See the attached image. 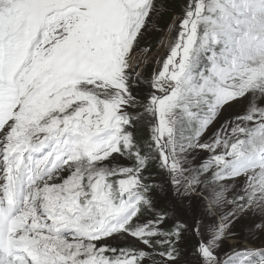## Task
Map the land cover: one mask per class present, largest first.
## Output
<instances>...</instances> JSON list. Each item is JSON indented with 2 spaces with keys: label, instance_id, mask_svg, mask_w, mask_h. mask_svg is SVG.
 Segmentation results:
<instances>
[{
  "label": "snow or ice",
  "instance_id": "1",
  "mask_svg": "<svg viewBox=\"0 0 264 264\" xmlns=\"http://www.w3.org/2000/svg\"><path fill=\"white\" fill-rule=\"evenodd\" d=\"M169 4L0 0V264H264V0H181L151 68Z\"/></svg>",
  "mask_w": 264,
  "mask_h": 264
},
{
  "label": "rangeland",
  "instance_id": "2",
  "mask_svg": "<svg viewBox=\"0 0 264 264\" xmlns=\"http://www.w3.org/2000/svg\"><path fill=\"white\" fill-rule=\"evenodd\" d=\"M177 4V9L174 8V4ZM181 0H170L169 7L174 11L166 13L157 21V26L146 32L144 34V40L142 41V51H137V58L140 60L147 59L148 63L151 65V68L158 67L156 61L163 55V53L167 50V48L162 47V39L167 34L169 28L171 27V22L175 20L176 16L179 15V5ZM178 12V13H177ZM173 33L170 32L168 34L169 44L171 43ZM150 44L154 45V48L149 49L148 46ZM150 68V70H151ZM247 240L243 234L239 237V243L244 244ZM252 243L260 244L261 241L259 239L252 241Z\"/></svg>",
  "mask_w": 264,
  "mask_h": 264
},
{
  "label": "bare ground",
  "instance_id": "3",
  "mask_svg": "<svg viewBox=\"0 0 264 264\" xmlns=\"http://www.w3.org/2000/svg\"><path fill=\"white\" fill-rule=\"evenodd\" d=\"M170 33V31L168 30L167 34L165 35V37L162 39V47L164 49L167 48V46L169 45V38H168V34Z\"/></svg>",
  "mask_w": 264,
  "mask_h": 264
},
{
  "label": "trees",
  "instance_id": "4",
  "mask_svg": "<svg viewBox=\"0 0 264 264\" xmlns=\"http://www.w3.org/2000/svg\"><path fill=\"white\" fill-rule=\"evenodd\" d=\"M174 8L177 9V4H176V3L174 4ZM177 13H178V12H177ZM148 48H149V49H152V48H154V45H153V44H150V45L148 46Z\"/></svg>",
  "mask_w": 264,
  "mask_h": 264
}]
</instances>
